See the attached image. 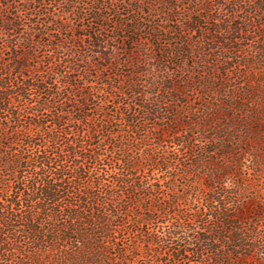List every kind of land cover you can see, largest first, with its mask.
I'll return each instance as SVG.
<instances>
[{"label":"trees","instance_id":"1","mask_svg":"<svg viewBox=\"0 0 264 264\" xmlns=\"http://www.w3.org/2000/svg\"><path fill=\"white\" fill-rule=\"evenodd\" d=\"M0 264H264V0H0Z\"/></svg>","mask_w":264,"mask_h":264}]
</instances>
